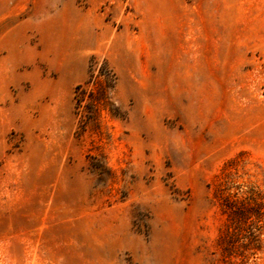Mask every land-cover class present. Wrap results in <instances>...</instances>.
Masks as SVG:
<instances>
[{
    "label": "rangeland",
    "instance_id": "1",
    "mask_svg": "<svg viewBox=\"0 0 264 264\" xmlns=\"http://www.w3.org/2000/svg\"><path fill=\"white\" fill-rule=\"evenodd\" d=\"M251 192L264 0H0V264H264Z\"/></svg>",
    "mask_w": 264,
    "mask_h": 264
},
{
    "label": "trees",
    "instance_id": "2",
    "mask_svg": "<svg viewBox=\"0 0 264 264\" xmlns=\"http://www.w3.org/2000/svg\"><path fill=\"white\" fill-rule=\"evenodd\" d=\"M100 73L104 75V83L99 80L90 79L89 81L94 82L97 85L98 92L91 91L88 93L89 103L87 107L89 111L94 115L97 111V106L100 103L101 98L111 99V93L113 92L116 85V74L113 69L109 66L108 62H103L100 68ZM82 89V85L77 87V91ZM86 92L82 90L77 94L78 106L85 99ZM115 110H119L118 107ZM94 118V117H93ZM233 160L229 161L232 162ZM227 187L224 188V190ZM224 213L227 215V221L230 225H258L259 222L264 218L263 206L264 204L257 201L255 193L251 192L250 195L239 199L233 195L223 194L222 203Z\"/></svg>",
    "mask_w": 264,
    "mask_h": 264
}]
</instances>
